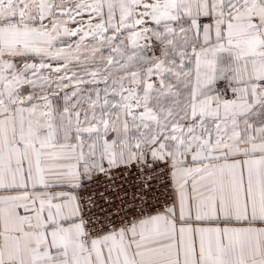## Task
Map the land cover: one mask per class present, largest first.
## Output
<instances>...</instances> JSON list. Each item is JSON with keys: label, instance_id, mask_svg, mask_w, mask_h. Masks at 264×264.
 Here are the masks:
<instances>
[{"label": "snow or ice", "instance_id": "1", "mask_svg": "<svg viewBox=\"0 0 264 264\" xmlns=\"http://www.w3.org/2000/svg\"><path fill=\"white\" fill-rule=\"evenodd\" d=\"M0 264H264V0H0Z\"/></svg>", "mask_w": 264, "mask_h": 264}]
</instances>
